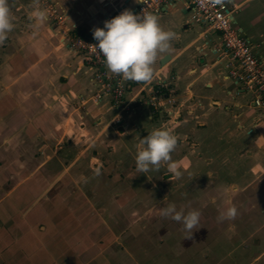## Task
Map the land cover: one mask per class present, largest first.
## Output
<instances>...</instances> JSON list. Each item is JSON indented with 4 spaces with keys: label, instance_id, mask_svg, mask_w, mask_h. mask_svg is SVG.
Segmentation results:
<instances>
[{
    "label": "crops",
    "instance_id": "1",
    "mask_svg": "<svg viewBox=\"0 0 264 264\" xmlns=\"http://www.w3.org/2000/svg\"><path fill=\"white\" fill-rule=\"evenodd\" d=\"M223 1L264 63V0ZM12 2L15 27L0 45V264H143L145 244L166 234L155 231L163 216L145 207L178 181L168 163L137 171L154 129L178 137L169 163L180 178L205 175L214 207L234 205L238 232L264 239V123L251 93L226 76L217 32L181 1L163 6L159 21L178 39L158 54L151 83L126 80L127 96L150 98L160 79L177 106L164 97L125 112L93 101L95 69L66 41L93 37L141 0H52L59 19L42 24L30 18L32 0Z\"/></svg>",
    "mask_w": 264,
    "mask_h": 264
},
{
    "label": "clouds",
    "instance_id": "2",
    "mask_svg": "<svg viewBox=\"0 0 264 264\" xmlns=\"http://www.w3.org/2000/svg\"><path fill=\"white\" fill-rule=\"evenodd\" d=\"M38 4L39 0H32L30 6L35 10L30 18L42 24L47 15L37 7ZM13 28L8 0H0V45L5 42ZM92 35L98 42L93 46L103 56L108 71L125 80L144 84L151 83L155 78L153 65L158 54L169 52L171 42L178 39L175 32L163 28L158 16L150 13L134 14L127 9L104 21L103 28H94ZM140 143L143 147L136 154L137 171L144 174L150 171L158 172L163 163H168L170 172L178 178L182 175L169 163L171 154L178 146V137L175 134L167 129H154L141 139ZM228 204L231 205V201H228ZM161 215L182 222L186 232L185 238H191L193 229L199 225L201 213L191 210L185 215L183 210L177 211L176 206L170 204L161 209ZM236 215V207L229 206L220 212L217 220H231Z\"/></svg>",
    "mask_w": 264,
    "mask_h": 264
},
{
    "label": "built area",
    "instance_id": "3",
    "mask_svg": "<svg viewBox=\"0 0 264 264\" xmlns=\"http://www.w3.org/2000/svg\"><path fill=\"white\" fill-rule=\"evenodd\" d=\"M176 1H181L184 7L192 10L190 17L192 20L202 21L219 34L221 39L219 60L223 63L226 76L235 80L243 90L251 93L250 104L259 113V120L264 123V63L255 54L249 40L235 27L232 21L233 10L227 2L223 0H141L132 12L134 14L150 13L157 16L163 6ZM39 5L46 12L47 19L52 17L59 19L52 0H39ZM116 16H111L108 20ZM66 42L69 51L81 55L82 60L95 69L94 102L99 103L108 99L112 107L125 112L133 109L136 103L142 101L157 108L155 99L164 97L171 106H177L172 96L164 95L165 84L160 79L150 87L153 93L150 98L145 99L146 97L140 94H138L139 98L128 97L126 80L106 69L103 56L93 46L98 43L93 37L67 36Z\"/></svg>",
    "mask_w": 264,
    "mask_h": 264
},
{
    "label": "rangeland",
    "instance_id": "4",
    "mask_svg": "<svg viewBox=\"0 0 264 264\" xmlns=\"http://www.w3.org/2000/svg\"><path fill=\"white\" fill-rule=\"evenodd\" d=\"M12 1L9 3L13 6L15 3ZM235 16L237 18L236 14ZM160 176L165 178L162 175L158 178ZM181 178L182 182L179 180ZM181 178H178L182 183L180 186L175 181L177 178L169 180L174 181L172 183L167 182L172 188L171 191L160 189L154 192L149 208L145 207V213L150 210V215H161L162 208L174 204L177 211L183 210L185 215L191 210H198L201 213L199 225L193 229L191 238H185L183 223L163 216L164 223L155 224V227H160L155 231L166 233L165 241L164 237H157L145 244L148 256L143 264H264V239L260 240V237L255 238L253 235L248 237L247 232L243 236L237 230L238 221L235 218L218 222V215L227 208L214 207L208 198L209 190L206 191L201 185L206 181V176L200 173ZM195 179L200 184L191 186L190 182ZM232 188H229L231 192L226 193L227 197V194L232 197ZM135 255L139 258L143 256L141 251H137Z\"/></svg>",
    "mask_w": 264,
    "mask_h": 264
}]
</instances>
